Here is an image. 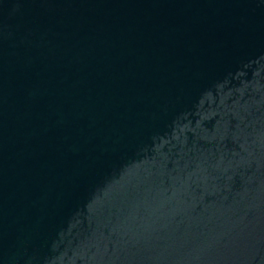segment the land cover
Returning <instances> with one entry per match:
<instances>
[{"label":"water","instance_id":"95a60500","mask_svg":"<svg viewBox=\"0 0 264 264\" xmlns=\"http://www.w3.org/2000/svg\"><path fill=\"white\" fill-rule=\"evenodd\" d=\"M0 264H264V0H0Z\"/></svg>","mask_w":264,"mask_h":264}]
</instances>
